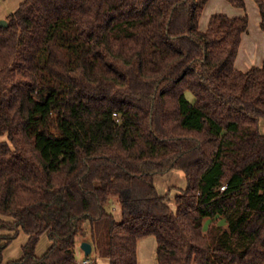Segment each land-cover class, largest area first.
<instances>
[{
    "label": "trees",
    "instance_id": "1",
    "mask_svg": "<svg viewBox=\"0 0 264 264\" xmlns=\"http://www.w3.org/2000/svg\"><path fill=\"white\" fill-rule=\"evenodd\" d=\"M208 1L22 0L7 16L0 264H81L78 237L88 264H138L146 237L154 264H264V60L235 68L248 15L200 31ZM173 171L184 187L160 195Z\"/></svg>",
    "mask_w": 264,
    "mask_h": 264
},
{
    "label": "crops",
    "instance_id": "2",
    "mask_svg": "<svg viewBox=\"0 0 264 264\" xmlns=\"http://www.w3.org/2000/svg\"><path fill=\"white\" fill-rule=\"evenodd\" d=\"M21 1L22 0H18L17 2L14 0H0V20H5L9 14L14 12L17 6L21 3ZM244 1H245V10L233 7L229 2H227V0H218L217 4L219 10L222 11V13H216V14H224L229 17H240L245 14L248 15L249 18L248 28L247 31L242 35L241 43L234 62L235 68L237 70L246 72L253 67H260L263 63L264 32L260 28L261 18L256 4L254 3L253 0H244ZM210 3L211 0L207 2L205 8L208 7ZM203 13L201 14V17ZM261 132L264 134V121L261 122ZM24 241H26V237L24 238ZM139 248L140 245L138 244V249H137L138 255L140 253ZM83 259L84 258H82L78 262H81ZM98 262L99 264L101 262L103 264H108L106 260L98 259Z\"/></svg>",
    "mask_w": 264,
    "mask_h": 264
},
{
    "label": "rangeland",
    "instance_id": "3",
    "mask_svg": "<svg viewBox=\"0 0 264 264\" xmlns=\"http://www.w3.org/2000/svg\"><path fill=\"white\" fill-rule=\"evenodd\" d=\"M18 1V0H14ZM218 0H211L210 5L205 8L204 13L199 21V30L204 31L208 25V19L212 14L222 13L218 7ZM18 7V6H17ZM220 11V12H218ZM208 18V19H207ZM190 97V94H188ZM185 185V180L183 174L178 171H173L168 173L164 176H158L155 179V186L160 195H164L166 193L172 198L175 191L178 188H182ZM170 189V190H169ZM109 210L113 213L115 219L117 221L121 220V212L120 206L116 200H113ZM25 236L21 235L17 237L12 245L7 249L5 252V260L8 261L9 259H17L21 255V246L25 243L24 241ZM83 238L78 237L77 243L75 246V254L77 260L80 261L82 258L85 257L83 251L81 250V243L83 242ZM48 243V245H47ZM138 244L140 245L139 248V255H138V264H154L155 262V251H156V243L153 237H146L139 240ZM49 246V242L47 241L46 235H43L40 238V242L37 247V255H41L45 252ZM91 257H94V254L91 253ZM100 264H103L102 262Z\"/></svg>",
    "mask_w": 264,
    "mask_h": 264
},
{
    "label": "water",
    "instance_id": "4",
    "mask_svg": "<svg viewBox=\"0 0 264 264\" xmlns=\"http://www.w3.org/2000/svg\"><path fill=\"white\" fill-rule=\"evenodd\" d=\"M6 26H7L6 20H0V27H6ZM81 250L83 251L85 256H89L92 252V246L88 242H82Z\"/></svg>",
    "mask_w": 264,
    "mask_h": 264
},
{
    "label": "built area",
    "instance_id": "5",
    "mask_svg": "<svg viewBox=\"0 0 264 264\" xmlns=\"http://www.w3.org/2000/svg\"><path fill=\"white\" fill-rule=\"evenodd\" d=\"M80 263H81V264H88V261H86V260H82Z\"/></svg>",
    "mask_w": 264,
    "mask_h": 264
}]
</instances>
